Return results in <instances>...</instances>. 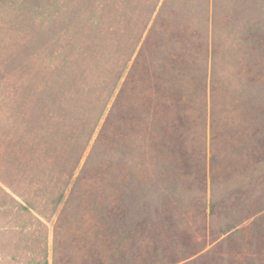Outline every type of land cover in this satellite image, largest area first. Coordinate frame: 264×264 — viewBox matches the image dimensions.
<instances>
[{
	"label": "trees",
	"instance_id": "trees-1",
	"mask_svg": "<svg viewBox=\"0 0 264 264\" xmlns=\"http://www.w3.org/2000/svg\"><path fill=\"white\" fill-rule=\"evenodd\" d=\"M0 264H264V0H0Z\"/></svg>",
	"mask_w": 264,
	"mask_h": 264
},
{
	"label": "rangeland",
	"instance_id": "rangeland-1",
	"mask_svg": "<svg viewBox=\"0 0 264 264\" xmlns=\"http://www.w3.org/2000/svg\"><path fill=\"white\" fill-rule=\"evenodd\" d=\"M148 245H149V247H147L148 248L147 250H152L153 249V245L152 244H148Z\"/></svg>",
	"mask_w": 264,
	"mask_h": 264
}]
</instances>
